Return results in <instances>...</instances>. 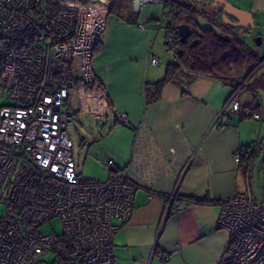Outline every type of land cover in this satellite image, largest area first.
Masks as SVG:
<instances>
[{"label": "crops", "instance_id": "1", "mask_svg": "<svg viewBox=\"0 0 264 264\" xmlns=\"http://www.w3.org/2000/svg\"><path fill=\"white\" fill-rule=\"evenodd\" d=\"M177 1L221 25L223 7L240 14L252 28L226 26L227 31L254 60L264 57V0H208L206 7ZM143 4L134 12L131 0L113 2L91 61L95 84L70 89L64 112L80 126L75 131L88 157L94 158L89 146L103 147L124 177L138 185L129 218L117 221L116 264H218L229 244L226 231L216 226L220 201L238 192H250L254 200L264 196V87H258L260 119L228 116L235 69L227 71L226 80L181 71L148 103L146 87L175 61L164 68L158 56L170 6L152 3L161 6L158 15L142 12ZM252 29L261 37L248 48L235 35ZM247 145L253 151L235 163L233 153ZM94 174L97 180L111 176L106 170Z\"/></svg>", "mask_w": 264, "mask_h": 264}, {"label": "built area", "instance_id": "2", "mask_svg": "<svg viewBox=\"0 0 264 264\" xmlns=\"http://www.w3.org/2000/svg\"><path fill=\"white\" fill-rule=\"evenodd\" d=\"M45 1L0 0V97L8 100L0 103V264H116L117 221L129 218L138 185L98 145L89 153L111 176L77 174L66 132L71 116L63 111L70 89L95 84L92 50L106 26L105 0H55V14ZM255 61L236 76L228 116L261 118L250 84L264 59ZM251 152L238 149L234 162ZM219 207L216 226L229 244L218 264H264V202L238 192ZM52 218L60 231L41 232Z\"/></svg>", "mask_w": 264, "mask_h": 264}, {"label": "trees", "instance_id": "3", "mask_svg": "<svg viewBox=\"0 0 264 264\" xmlns=\"http://www.w3.org/2000/svg\"><path fill=\"white\" fill-rule=\"evenodd\" d=\"M115 0H109L108 12L111 11V5ZM45 7L50 13H57L55 0H46ZM171 22L167 25V44L173 50L175 62L166 67L165 76L156 83L146 87V96L148 103L157 101L160 98L162 87L169 81L175 80L181 71L192 74L209 75L221 80L229 78L226 73L228 70L235 69L236 74L233 79L235 84L236 76L240 75L242 69L248 66H254L255 60L241 45L232 37L226 34H215L211 30L196 33L197 28L195 12L189 7L177 1L171 5ZM188 23L192 27L190 34L181 41L176 26L180 23ZM225 35L227 37H225ZM169 39V40H168ZM174 40L175 48L172 46ZM169 42V43H168ZM97 45V44H96ZM95 45V47H96ZM95 47L92 50V57L95 53ZM234 55V66L228 64V55ZM237 70L239 72H237ZM260 71L253 76L250 88L258 95V87H264V76H258ZM259 96V95H258ZM255 145V144H254ZM248 146V145H247ZM252 148L254 147L249 145ZM116 170L117 169L116 167ZM111 173V171H109Z\"/></svg>", "mask_w": 264, "mask_h": 264}, {"label": "rangeland", "instance_id": "4", "mask_svg": "<svg viewBox=\"0 0 264 264\" xmlns=\"http://www.w3.org/2000/svg\"><path fill=\"white\" fill-rule=\"evenodd\" d=\"M207 1L208 0H200V1H196V3L199 5V7H206ZM211 1L215 2L217 0H211ZM145 9H148L150 14L161 15V13H162L161 12L162 11L161 6L156 5V4H152V3H144L142 6V12ZM257 37H261V36L259 35V33L255 29H252L249 33H246V34H238L237 33L235 35V38L237 39V41L245 44V46L248 48L249 47L252 48L250 43L255 42ZM173 42H174V40H172L171 43H172V46L175 48L176 45ZM169 45L167 44V36L165 37V39H163V41L159 45L158 56H159L160 62L164 68L168 64L165 62H174L175 61V56H174L173 50L171 48H169ZM261 58H264V57H261ZM262 93H264V90H260L261 95H262ZM0 94H1V90H0ZM0 103H8V100L5 97V93H3V95H1ZM64 106H63V111H65ZM76 128L80 129V126L75 122H70L66 126L67 135L69 136V138L73 142L72 158H73L75 166H76L77 174L91 178L93 176L95 177L94 173H97V171H99V172L103 171V173H104L105 172L104 166L100 162H98L95 158H90L87 156V148H86L87 146L82 144L79 141L77 132L75 131ZM10 176L11 177L13 176V171L10 174ZM8 181H9V179L7 180V182ZM261 197H262V199H260V197H258V195H257L258 199H256V200L258 202H264V196L261 195ZM2 211H3V206L0 205V214L2 213ZM60 227L61 226H60L59 219L58 218H52L49 222H46L45 224H43L40 227V231L43 233L51 232V230H53L55 232H59Z\"/></svg>", "mask_w": 264, "mask_h": 264}, {"label": "water", "instance_id": "5", "mask_svg": "<svg viewBox=\"0 0 264 264\" xmlns=\"http://www.w3.org/2000/svg\"><path fill=\"white\" fill-rule=\"evenodd\" d=\"M193 1H200V0H193ZM148 2H149L148 0H131L133 11L137 12L138 8L143 3H148ZM220 9L221 8H217L214 12V15L218 14ZM193 10L196 13V18H195V22L197 26V28L195 29L196 33H201L202 31H206V30H211L215 34L225 33V29L223 25L214 21L211 17L204 15L203 12L200 10H197L196 7ZM221 10L223 11L221 13L223 24L234 27V28H242V29H245L246 31L252 28V24L249 25L245 22H242V17L240 16V14L234 13V12H228L225 7H223ZM227 15L233 17V19H229ZM176 31H177V34L180 40L183 41L192 31V27L190 24L184 22L176 26ZM227 119L228 117H225L224 121L226 122Z\"/></svg>", "mask_w": 264, "mask_h": 264}, {"label": "flooded vegetation", "instance_id": "6", "mask_svg": "<svg viewBox=\"0 0 264 264\" xmlns=\"http://www.w3.org/2000/svg\"><path fill=\"white\" fill-rule=\"evenodd\" d=\"M149 1V0H148ZM150 2V1H149ZM177 2V0H166V1H164L163 3H162V6L163 7H166V6H170V10H169V12H171V5L173 4V3H176ZM105 7H106V9H107V12H106V14L108 13V7H109V0H105ZM171 15V17H172V14H170ZM163 16L165 17V13H163ZM225 25V24H224ZM223 25V27H224V29H225V33L224 34H226V35H229L230 37H234V35L232 34V32H228L227 31V25H225L224 26ZM228 28H231V29H233L234 27H231V26H228ZM231 59V57L230 58H227V60H230ZM234 59V58H233ZM235 60V59H234Z\"/></svg>", "mask_w": 264, "mask_h": 264}]
</instances>
